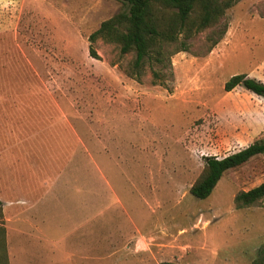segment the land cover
I'll list each match as a JSON object with an SVG mask.
<instances>
[{"label": "rangeland", "instance_id": "1", "mask_svg": "<svg viewBox=\"0 0 264 264\" xmlns=\"http://www.w3.org/2000/svg\"><path fill=\"white\" fill-rule=\"evenodd\" d=\"M124 8L117 0H0V93L56 100L65 140L55 153L76 147L62 128L73 126L76 153L84 143L92 168L106 153L117 156L115 183L112 166H102L109 184L101 192L117 190L123 206L98 207L91 222L112 218L108 228H116L98 232L117 243L138 235L137 264H252L264 244V199L238 208L234 196L264 181V154L226 170L204 199L189 189L206 156L264 138V98L242 85L223 88L236 73L264 81V0L235 2L170 56L162 79L148 68L140 80L125 75L119 65L132 53L122 57L114 43L97 39V56L89 54V34ZM11 97L1 102V161L5 145L11 160L25 154L20 129L41 125L27 108L32 99L14 106ZM38 251L18 246L12 264H43ZM0 264H8L1 229Z\"/></svg>", "mask_w": 264, "mask_h": 264}, {"label": "crops", "instance_id": "2", "mask_svg": "<svg viewBox=\"0 0 264 264\" xmlns=\"http://www.w3.org/2000/svg\"><path fill=\"white\" fill-rule=\"evenodd\" d=\"M29 94L28 97H11L0 93L1 112V102H5L6 97H11L14 106L25 104L21 101L29 98L32 102L27 105L28 110L41 117L38 127L20 129L19 135L23 136L20 143L27 144L25 154L16 155L11 160L6 151L12 145H5V156L0 160L1 220L7 263L12 264L16 247L35 246L45 256L43 264H137L138 235L117 243L98 232L100 228L114 229L113 225L108 228L112 218L101 220L103 227L91 222L96 208L106 210L114 202L121 208L123 206L122 194L117 190L101 192L103 183L109 184L102 166H112L108 172L115 183L119 164L117 156L106 153L99 158L98 170L92 168L91 154L84 143L82 151L78 149L76 153L79 144L73 126L62 128L70 132L71 142L77 143L76 147L72 146L66 153H55L53 146L59 147L65 140L61 134L59 138L58 106L52 105L56 100ZM21 111L19 116L25 120ZM31 140L34 143H29ZM122 248L126 249L125 255L120 254Z\"/></svg>", "mask_w": 264, "mask_h": 264}, {"label": "trees", "instance_id": "3", "mask_svg": "<svg viewBox=\"0 0 264 264\" xmlns=\"http://www.w3.org/2000/svg\"><path fill=\"white\" fill-rule=\"evenodd\" d=\"M117 1L125 8L101 21L89 34V54L92 57L97 56L92 46L97 39L116 44L122 57L132 53L125 65H119L120 69L128 77L140 80L146 68L151 70L153 79H162V69L170 67V56L179 51H187L188 39L195 33L217 24L225 11L238 0ZM152 82L157 83L156 80ZM238 85L264 98V81L246 73L231 75L224 82L223 88L230 91ZM258 154H264V138L256 139L222 157L206 156L200 174L190 186V193L200 199L208 197L226 170L237 167ZM262 199L264 181L237 192L234 203L236 207L241 208ZM0 229L4 237L3 227ZM252 264H264V244L257 250Z\"/></svg>", "mask_w": 264, "mask_h": 264}]
</instances>
